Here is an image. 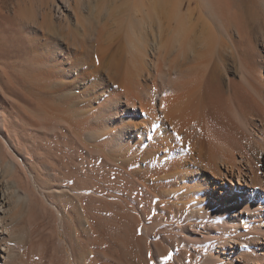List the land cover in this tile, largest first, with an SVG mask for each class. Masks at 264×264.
Returning a JSON list of instances; mask_svg holds the SVG:
<instances>
[{
    "label": "bare ground",
    "instance_id": "bare-ground-1",
    "mask_svg": "<svg viewBox=\"0 0 264 264\" xmlns=\"http://www.w3.org/2000/svg\"><path fill=\"white\" fill-rule=\"evenodd\" d=\"M258 1L262 2L53 0L44 11H38L34 16H26L25 13L22 19L27 20L30 35L35 39L34 47L38 50L34 62L39 72L35 78L32 77V81L36 82L33 83L35 88L38 86L34 106L43 115L41 118L36 115L37 120L32 118L34 122H30L50 133L49 128L53 132L58 130L60 135H68L66 138L71 137L69 141L73 144L70 142L68 147L63 143V137L62 141H57L62 142L63 145H60L66 149L73 145L66 151L67 157L73 159L63 161L64 156V159L67 158L65 150L59 148L64 154L62 156L58 149L57 153L50 147L55 155L57 153L56 157L62 158L59 163L54 158V163L43 161L44 177L47 178L43 179L34 162L45 153L40 155L36 145L33 147L36 151L32 146L26 149L21 141L26 135L23 133L24 137L19 135V138V133L16 134V130L10 127L9 115L0 114V133L7 130L6 136L0 135V148L6 151L4 157L0 150V264H22L23 260L20 262L19 258L24 256L25 259L28 249L26 246L25 251L21 250L20 243L26 241L34 245L33 235L40 236L38 231L35 232L40 225L36 224L38 227L33 226L31 230L30 226L26 229L18 224L25 216L28 221L23 224H32L34 204L38 205L37 198L32 194L38 191L56 205V213L52 209V213L56 214H51L53 220L49 216L52 225H56L51 237L55 236L58 240L65 257L68 251L72 252L75 264H120L121 246L127 250L128 258H132L128 260L129 264H209L208 258L206 261L200 258L202 262L193 263L196 257L193 258L189 252L174 257L178 248H173L170 237L177 226L172 216L182 210L186 212L187 221L188 217L202 223L210 221L227 232H235L236 236L241 228L264 230V171L261 173L258 167L263 151L259 156L251 142L253 138L246 135L249 129L258 135L257 131L263 128L259 129L264 125V107L258 122L252 118L250 120L254 122L251 121V126H248L250 121L246 119L249 122L245 123L242 116L246 113L242 114L245 110L241 111L243 107L240 105L245 96L241 100L238 98L241 95L238 91L246 87L245 82L251 84L252 79H256L257 82L253 81L251 86L257 83L259 88L257 85L252 89L260 93L254 92L264 101V0ZM236 75L244 84L236 80ZM236 100L240 103L239 108ZM257 103L255 107L260 110ZM242 126L247 131L241 132ZM46 131L47 135H44L48 137L50 134ZM244 134L248 137L245 138ZM50 136L47 138L49 141L60 137ZM46 141L44 144L51 142ZM255 142L257 145L258 140ZM85 151L91 157L86 163L90 173L85 172L86 169L84 171V174H90L89 179L92 180L88 185L90 190L84 189L87 186L82 188L78 185L84 164L81 159L87 156ZM254 151L257 164L255 156L252 157ZM20 177L27 183H33L34 193L20 189ZM235 182L240 188L236 192L233 186H229ZM106 187L115 194V200L122 201L124 209L132 210L131 213L126 211L129 214H121L123 210L117 213L115 210L120 205L111 208L113 197H108L111 202L106 203L110 205L106 209H113L110 211L114 213L103 219L121 236L124 232L125 239L118 237L117 232L111 233L110 228L107 231L111 233L109 235L104 233L105 230L98 229L105 225L100 223V226L96 222L95 213H91L96 210H89L94 204L87 202L89 208L83 203L85 198L82 195H98L100 189ZM42 201L40 205L48 204H44V199ZM99 203L105 206L104 202ZM232 211L249 212L246 225L238 220L224 221L219 217V212L235 216L236 212ZM165 213L171 214L170 217L167 215L169 219H164ZM54 218L57 224H54ZM260 220L263 226L257 222ZM183 229L180 227V230ZM44 230L43 233L47 231ZM150 230H153L152 236H148ZM144 235L155 239L151 241L155 255L139 263L136 260L140 253H137L146 239ZM43 237L36 238L41 240L39 246L45 248H42V255L50 247L55 250L53 245L56 244L55 238L45 234ZM177 237L181 241V237ZM49 240L54 243L52 246ZM159 240L167 244L163 256L162 253L157 255ZM74 241L78 248H75ZM108 241L111 242L108 244ZM35 246H38L36 242ZM33 247L30 245V249ZM221 248L214 250L220 255L226 253V248ZM214 250H211L214 253L211 256H215ZM227 252L230 259L231 252ZM215 258L219 260L221 256ZM64 260L68 264V257ZM256 260L255 264H261ZM27 262L32 263L31 260Z\"/></svg>",
    "mask_w": 264,
    "mask_h": 264
},
{
    "label": "rangeland",
    "instance_id": "rangeland-1",
    "mask_svg": "<svg viewBox=\"0 0 264 264\" xmlns=\"http://www.w3.org/2000/svg\"><path fill=\"white\" fill-rule=\"evenodd\" d=\"M55 1V0H54ZM256 2H259V3H261L260 1H258V0H255ZM53 2V0H0V114H5V115H7V117H8V115H9V121H11V122H9L10 123V127L12 128V129H15L16 131V134H18V137H19V135H20V137L21 138H23L24 137V134L26 135V137H24L23 138V140L21 139V141H22V143H23V145H25V148L26 149H30L31 147L30 146H32V149H33V147L35 146V148L37 149L38 148V151H39V153H40V155L41 154H43V153H45V154H43V156L41 155L39 158L41 159H36V161L34 162V164H36V166H37V164L39 165L40 163V166H37V168H36V166H35V169H37V171L39 170V174L41 175V177H43V179H47V178H45L46 177V175H45V173H44V169H43V163L44 162H51L52 160H53V158L55 159V161H57L56 163H59L60 161L59 160H61L60 158H62V156H64V154L66 155V157L68 156V152H66L67 151V149H69L70 150V148L73 146H71L70 148H64L63 146H61L60 144H62L63 145V143H65L64 145L66 146V147H68V144H70L71 145V143L73 144V142H71V141H69V138H71V137H68V138H66L68 135H63V134H59V132H58V130H55L54 132H58V136H60L59 137V139H50V141H49V139H47V138H49V136H50V138H53V137H56L57 135L53 132V130L52 129H50L49 128V130L51 131V133L47 130V129H44L43 127V129L41 128V127H35L34 125H33V123H31V122H34V120H37V119H35L36 118V115H38L39 117L40 116H42L43 117V115H41L40 113H38L36 110H35V102H36V96H37V91H35L36 90V88L38 87L37 86V84H36V88H35V85L33 84V83H36V82H33L32 81V77H34L35 78V76H36V73H38L39 72V67H37V65L35 64V62H34V56H36L35 54H36V52L38 51L37 50V48L36 47H34V44H35V39H33L32 37H31V35H30V32H31V28H30V26H28L29 24L27 23V20L25 21L24 19H22L23 18V16L25 15V13H26V16H34V14H38L39 12L38 11H44L45 10V8L48 6V5H50L51 3ZM25 10V12H24V10ZM21 10V11H20ZM26 10H27V12H26ZM23 12V13H22ZM21 16V17H20ZM26 19V18H25ZM34 48H35V50H34ZM33 52H35L34 54H33ZM43 69V68H42ZM38 71V72H37ZM235 78H236V80H238L239 79V77L236 75L235 76ZM241 80V79H240ZM240 80H238L239 82H240ZM253 81H255V82H257V80L255 79H252V81H251V84H253L252 82ZM242 82H243V80H242ZM242 82H240V83H242ZM247 83V81L245 82V88L243 87V88H241V86H242V84H244V83H242L241 84V86L239 85V87H238V90H240V88H241V92L244 94V95H242V93H240V91H238L239 92V94L238 95H240L238 98L241 100V97H243V96H245L244 98H242V102L240 101V103H238L239 101L238 100H236L237 101V103H236V106L238 107H240V105H241V108H242V110L241 111H243V110H245V112L243 111V113L242 114H244V113H246V115H244V116H242V118L243 117H245V120L247 119V120H249V121H247L246 120V122L245 123H247V122H249L247 125L248 126H251V124L254 122V121H252V120H255L256 122H258V120H257V118H259V114L261 115L262 114V112H261V110H262V108L264 107V106H261V104L262 105H264V101L262 100L263 98L262 97H258V95H260V93H257L256 92V90H253L252 89V86H251V84H246ZM250 83V82H249ZM247 85H248V87H247ZM255 85V84H254ZM257 85H258V87H257ZM34 86V87H33ZM249 86H251L250 88H249ZM253 87H257V88H259V84H257L256 83V86H253ZM242 89H243V91H242ZM246 91H245V90ZM258 90V89H257ZM246 93H245V92ZM251 91V92H250ZM248 92H250V98H248L249 97V95L247 96V94H249ZM254 92H256V93H254ZM258 92H259V90H258ZM246 94V95H245ZM237 95V94H236ZM237 95V96H238ZM256 95V96H255ZM237 96H236V98H237ZM247 96V97H246ZM253 96V97H252ZM251 97H252V100H251ZM255 98H257L256 100H258V101H256L255 100ZM260 98V99H259ZM248 99V102L250 101V103H248L246 100ZM260 100V101H259ZM244 101H246V102H244ZM254 102V105H252L253 104V102ZM252 102V103H251ZM258 102V103H257ZM250 104V106L247 104V105H245V104ZM255 103H257V106L259 107L260 106V110L257 108L256 109V107H255ZM240 104V105H239ZM260 104V105H259ZM247 107V108H245L244 109V107ZM238 107V108H239ZM254 107V108H253ZM240 108V109H241ZM251 108H253L252 110H251ZM248 109L250 110V111H248ZM264 109V108H263ZM254 110V111H253ZM258 110V111H257ZM247 111V112H246ZM250 114H249V113ZM257 112V113H256ZM254 113V115H253V117L251 116L252 114ZM35 114V116H33ZM43 114V113H42ZM241 114V115H242ZM256 114L258 115V116H256ZM12 115V116H11ZM240 115V116H241ZM250 115V116H249ZM11 116V117H10ZM32 116V117H31ZM246 116H249L248 118L246 117ZM254 117H256V119L254 118ZM32 118L34 119V120H32ZM41 118V117H40ZM241 118V117H240ZM241 118V119H242ZM253 118V119H252ZM250 119H252V120H250ZM12 120H14L15 121V123H13V121ZM244 119H242V121H243ZM31 121V122H30ZM238 121V120H237ZM239 121H241L240 119H239ZM251 121H252V123H251ZM238 124H240L239 122H237ZM242 123V122H241ZM245 123H243V124H245ZM12 124V125H11ZM29 127H28V126ZM32 125H33V128H32ZM240 125H242V124H240ZM239 125V126H240ZM14 126V127H13ZM27 126V127H26ZM31 126V127H30ZM247 126V127H248ZM9 127V128H10ZM17 127V128H16ZM245 127V126H244ZM243 126L242 127H240L241 129V132H242V130L243 131H247L246 129H243L244 128ZM261 127H263V128H261ZM20 130H19V129ZM27 128V129H26ZM29 128H31L30 130H29ZM35 128V129H34ZM38 128V129H37ZM261 128V131L260 130H258L257 132H258V135L257 134H253V132H251L250 131V129H249V133H248V131H247V133H246V135H248L249 136V138L251 137V138H253L252 140H251V142L253 143V145H254V150L256 151V152H258L257 154H259V156H260V154H261V152H262V154H261V156H260V158H261V161L260 162H258L257 161V154H256V152L254 151V155H252V157H254V161H256V164H257V162H258V167L260 168V171H261V173H263V171H264V149H263V146H264V138H262L263 136H264V125L263 126H260L259 127V129ZM11 129V131L14 133V130H12ZM24 130V131H26V133L24 132V131H22V130ZM18 130H19V132H18ZM28 130V131H27ZM33 131V133H31L32 131ZM35 130V131H34ZM47 130V131H46ZM43 131H44V133H43ZM45 131L46 132H49L48 133V137L47 136H45L44 134H46L47 135V133H45ZM36 132H37V134H36ZM52 132L54 133V134H52ZM251 132V133H250ZM5 133V134H4ZM6 133H7V130L6 131H3V132H1L0 133V135L2 136V135H4V136H6ZM22 133V134H21ZM24 133V134H23ZM31 133V134H30ZM39 133V134H38ZM15 134V135H16ZM29 134V135H28ZM261 134V135H260ZM263 134V135H262ZM28 135V136H27ZM32 135H33V137H32ZM53 135H55V136H53ZM63 135V136H62ZM245 135V134H244ZM244 136L245 138L246 137H248V136ZM253 135H256V136H253ZM45 136V137H44ZM58 136H57V138H58ZM65 136V137H64ZM70 136V135H69ZM260 136V137H259ZM15 137V136H14ZM19 137V138H20ZM30 137V138H29ZM35 137V138H34ZM62 137H63V143L62 142H60L59 143V141H57V140H60V141H62ZM243 137V136H242ZM243 137V138H244ZM254 137H256V138H254ZM34 138V139H33ZM64 138H66V139H68V140H66V139H64ZM248 138V139H249ZM25 139V140H24ZM28 139V140H27ZM37 139V140H36ZM47 140V141H46ZM258 140V142H257V145H256V142L255 141H257ZM25 143H24V142ZM31 141H34V142H31ZM35 141H37V142H35ZM50 142L51 143V145H50V143H45L44 144V142ZM65 141V142H64ZM67 141V142H66ZM248 141V140H247ZM58 142V143H57ZM71 142V143H70ZM248 142H250V141H248ZM260 142V143H259ZM28 143V144H27ZM37 143V144H36ZM40 145H39V144ZM43 143V144H42ZM259 143V144H258ZM1 144V143H0ZM44 146L43 148H42V145ZM48 144H49V146H48ZM59 144V145H58ZM261 144V145H260ZM27 145V146H26ZM69 145V146H70ZM256 145V146H255ZM1 146V145H0ZM39 146V147H38ZM58 148H57V147ZM59 146H61V147H59ZM29 147V148H28ZM49 147V149H47ZM54 150V151H56L57 152V149L59 150V148L60 149H62V150H65V151H63L64 152V154H62V151H60L59 150V153H61V157L60 158H58V157H56L57 156V153H56V155H55V153H53L54 151H52V149ZM259 147H260V149H259ZM262 147V148H261ZM33 149V150H35L36 151V149ZM41 148V149H40ZM45 148H46V150L47 151H45ZM55 148V149H54ZM64 148V149H63ZM2 149V151H1V153L3 154V153H5L6 151L1 147L0 148V150ZM72 149V148H71ZM257 149V150H256ZM263 149V150H262ZM40 150H42L41 152H40ZM50 150V151H49ZM37 151V152H38ZM45 151V152H44ZM47 152V153H46ZM66 152V153H65ZM83 152H84V150H83ZM86 153V155L87 156H84V153L82 154L84 157H83V159H81L82 161H83V171H81L82 173L81 174H79L80 176H81V178H79L80 180V182L78 181V178H77V180H75L76 182L78 181V185H80V187L82 186V188L85 186H87L86 188H84L85 190L86 189H89L90 190V188H88V185H90L91 183H92V180L90 181V174L89 175H87V174H84L85 172H87V173H90V171L88 170V165L86 164L89 160H90V156H88V154H87V151H85ZM260 152V153H259ZM38 153V154H39ZM52 156H51V155ZM6 155V154H5ZM47 155V156H46ZM50 155V157L48 158V156ZM54 155V156H53ZM3 156H4V154H3ZM7 156V155H6ZM46 156V157H45ZM59 156H60V154H59ZM72 156V155H71ZM5 157V156H4ZM41 157H43V158H46V159H42ZM87 157V158H86ZM89 157V158H88ZM50 158H52V159H50ZM65 158V156L62 158L63 159V161L65 160H69L70 161V158L71 159H73V157H70V158H66V159H64ZM256 158V159H255ZM57 159V160H56ZM87 159V161H85ZM67 160V161H68ZM44 161V162H43ZM55 161H52L51 163H54ZM63 161H61V162H63ZM39 162V163H38ZM49 162V163H50ZM63 164V163H62ZM42 166V167H41ZM60 166V165H59ZM64 166V165H63ZM39 167V168H38ZM42 168V169H41ZM60 168V167H59ZM58 168V169H59ZM85 169H86V171H85ZM60 170V169H59ZM43 171V172H42ZM85 171V172H84ZM89 171V172H88ZM43 174V175H42ZM87 175V176H86ZM45 176V177H44ZM83 176V177H82ZM86 176V177H85ZM18 178V177H17ZM90 178V179H89ZM40 179V178H39ZM38 179V180H39ZM43 179H41V181L43 180ZM83 180H84V182H83ZM44 181V180H43ZM26 182V183H25ZM87 182V183H86ZM28 183H30L29 185H27ZM27 183V181H25V180H23V178H19V186H20V189L21 190H24V191H28L29 193H34V191L35 190H32V188H34L33 187V183H31V182H28ZM37 183L39 184V181H37ZM93 185V184H92ZM229 186H233L232 187V189H233V191L234 192H236L237 190H238V188H239V185L235 182V184H230ZM91 187V186H90ZM92 188V187H91ZM109 188V187H108ZM110 189V188H109ZM109 189H107V187L106 188H104V189H100V191H103V193L105 192V194L107 193L108 195H105V194H102V192H98L99 194L97 195H95V193H92L93 195H94V197H93V195H86V197H85V195H82L84 198H85V201L83 200L84 198H82V200L84 201L83 203L85 204V205H87V202L88 203H90V205L91 204H94L93 206L91 205H87L86 207H93L92 209L90 208H88L89 210H91V211H94V210H96V211H94V212H91V213H95L93 216H94V218H97V219H95L96 220V222L98 223V224H100V223H102V224H104L105 226H107V228L104 226H101L102 224H100V228H98V229H102V231H104V233H106L108 230H109V228H110V232L111 233H116L117 232V230H116V228L115 229H112L110 226H109V224L110 223H107L106 222V220L105 219H103L106 215L109 217H111V214L112 213H114V212H111L113 209H110L109 211L107 210L108 209V207L110 206L111 208H112V206H113V208L115 209V208H117V206L116 205H120L115 211H117V213H119V212H122V210H123V213H121V214H129L128 212H130V210H128L127 208L126 209H124V204L122 203V201L121 200H119V199H117L116 198V200H115V194L113 195V193H112V191H111V189H110V191H109ZM240 189V188H239ZM104 190H107V192L106 191H104ZM111 192V194H109V193ZM36 193L37 192H35L34 194H32L33 195V197H34V195H35V198H39L38 196H36ZM88 193V192H87ZM91 194V193H90ZM37 195H39L40 196V200H38L37 201V199H36V203H38V205L36 204H34V213H33V215H32V217H31V222H32V224L30 223V225L28 224H23V223H27L26 221H28V219L26 218V216L25 217H23L22 219H20V222H18V224L19 225H23V226H19L20 228H28L29 226L31 227V230H32V228H36V226L38 225H42L41 226V231L39 230V227L38 228H36V229H38V230H35V232L36 231H38L39 232V234H40V236L38 235L37 237H42V239L44 238L43 237V234H45V236L47 235V237L49 236L51 239H54L55 238V236H54V238H52L53 237V233H54V228L56 227V225H52V220H53V217L56 215L55 213H56V205H54L52 202H51V199L47 196V195H43V194H41L39 191H38V193H37ZM81 196V197H82ZM90 196L93 198V199H99L101 202H102V204H104L105 203V206L104 205H101L99 202L100 201H98V200H93L92 198H90ZM95 196L97 197V198H95ZM98 196H100V197H98ZM44 199V204H46L47 202H48V204H46L44 207L42 206V205H40L41 203H43V199ZM80 197V198H81ZM102 197H104V198H102ZM111 199L112 197L114 198H112L111 200H113V202H115L116 203V201H117V203L116 204H114L113 202H111L110 201V199ZM52 198V197H51ZM90 199V201H88L89 199ZM104 199V200H106V201H104V200H102V199ZM87 199V200H86ZM91 199H92V201H91ZM119 201L121 202V204L119 203ZM41 202V203H40ZM86 202V203H85ZM98 203V204H96V203ZM104 202V203H103ZM110 203V205L109 206H107V204L106 203ZM108 203V204H109ZM113 203V204H112ZM100 204V205H99ZM123 204V205H122ZM50 205H51V207H50ZM98 205V206H97ZM122 205V206H121ZM42 206V207H41ZM96 206L97 207H99L98 208V210L96 209ZM104 206V207H103ZM106 206H107V209H106ZM116 206V207H115ZM50 207V210L48 209ZM101 207L103 208L102 210H101ZM105 208V209H104ZM136 208V207H135ZM46 211H45V210ZM52 209H54L55 210V213H52V212H54V210H52ZM94 209V210H93ZM121 210V211H118V210ZM36 210V211H35ZM101 210V211H100ZM106 210H107V212H106ZM128 210V212H126ZM136 210V209H135ZM114 211V210H113ZM48 212H50V214L48 213ZM111 212V213H110ZM124 212H126V213H124ZM131 212H132V210H131ZM130 212V213H131ZM232 212H236V214H235V216H231L229 213H227V212H219V214L221 215V216H219V217H221L222 218V220H224L225 221V219L226 220H229V219H232V220H238L241 224H243V225H246V223H247V221H248V217H249V212H239V211H232ZM100 213H102L100 216H99V214ZM185 211H183L182 210V212H180V213H175V215H174V213H173V216H172V219L173 218H175L174 220H173V223H174V225H176L177 226V230L176 231H173V232H171L172 234H173V236H171L170 238H171V240L170 241H172V246H173V248L174 249H177L178 251L176 252V254L174 255V257H178V255H180L182 252H184V253H182L183 254V256H184V254L185 255H187V253L189 252L190 253V255L191 256H193V258H194V256L196 257L195 258V261L193 262V263H195L196 261H198V260H200L201 261V259H202V261H206L207 259L206 258H208V260H207V262L209 263V264H221V263H223V264H255V261H257L256 259H258V261H260L261 262V264H264V230L262 231L261 229L260 230H258V231H251L250 229H247L248 230V232H247V230L246 229H244V228H241L240 229V232L237 234V236H236V233L235 232H230L229 230H228V232L226 231V230H224V229H222V228H220L219 227V224H214L213 222H210V221H206L205 223H202V222H199V221H196V220H194V219H192V218H190V217H188L189 218V220L187 221L186 219H185V217H187V215H185ZM54 215L53 217H52V215ZM96 214H97V216H96ZM110 214V215H109ZM181 216H180V215ZM165 215L166 216H164V219H169V217H170V215L171 214H166L165 213ZM169 217H168V216ZM44 216V217H43ZM49 216H51V218H52V220H51V218L49 217ZM96 216V217H95ZM99 216V217H98ZM102 216V217H101ZM178 218H177V217ZM225 216V217H224ZM101 217V218H100ZM165 217H167V218H165ZM181 217V218H180ZM183 217V218H182ZM24 218H26L24 221H23V219ZM50 218V219H49ZM56 218V217H55ZM55 218H54V224H57V222H56V220H55ZM99 218V219H98ZM228 218V219H227ZM103 220V222H101L102 220ZM177 219V220H176ZM97 220H99V222L97 221ZM101 220V221H100ZM105 220V221H104ZM107 220H109V218H107ZM180 220V221H179ZM187 221V222H186ZM30 222V221H29ZM43 222V223H42ZM108 222H111V221H108ZM171 223H172V220L170 221ZM177 222V223H176ZM215 222H217V219L215 218ZM257 222H259L260 224H261V226H263L264 224L261 222V220L260 221H257ZM40 223H42V224H40ZM97 223H95V224H97ZM107 223V224H106ZM37 224V225H36ZM167 224H170V223H167ZM263 224V225H262ZM45 227H47L48 229H50V230H53V231H50V230H48L47 228H44V229H46L47 231L45 232V233H43V231H45L44 229H43V227L44 226ZM34 226V227H33ZM55 226V227H54ZM215 226H216V228H215ZM54 227V228H53ZM97 227H99V225H97ZM103 227V228H102ZM180 227H181V229L184 227V229L183 230H180ZM245 227V226H244ZM127 228V227H126ZM246 228V227H245ZM112 229V230H111ZM126 230V229H125ZM153 231V230H152ZM152 231L150 230L149 232H148V236L150 235V236H152ZM254 232L253 234L252 233H250V232ZM51 232H52V235H51ZM110 232H107L106 234L107 235H109V234H111ZM181 233V234H180ZM188 233V234H187ZM230 233V234H229ZM234 233H235V235H234ZM246 235H245V234ZM249 233V234H248ZM256 233V234H255ZM117 235H118V237H120L121 239H125V233L124 232H122V236H121V234H120V232H117L116 233ZM115 234V236H117ZM120 234V235H119ZM232 234L234 235V236H232ZM251 234V235H250ZM255 234V235H254ZM42 235V236H41ZM124 235V236H123ZM189 235V236H188ZM251 237H250V236ZM52 236V237H51ZM148 236H146V235H144V238H146L145 240H144V242H142V246H141V248H140V252H138L137 253V257H139L138 259H137V257L135 258V259H137L136 261H138L139 263H144V261H146V260H148V259H150L149 257H151V255H155V253H153V250L151 249L152 248V246H151V241L153 242V241H155V239H153V240H151V239H148ZM177 236H179V237H181V241H180V238H178ZM236 236V237H235ZM243 236V237H242ZM261 236V237H260ZM34 237H35V239H34ZM36 237V235H33V243H34V245L30 242H26V241H24L23 243H20V245L19 244H17V246L19 245V248H22L21 250H23L24 248L26 249V246H27V252L28 253H26V254H28V255H30V256H28V255H26L25 256V259L23 258L24 256H22V257H20L19 258V261L21 262L22 260V264H29V262H27V261H30L31 260V264H36V263H38V264H65V260H64V258H66V257H68V264H75L74 263V260H73V258L71 257V254H72V252L70 251H68L67 252V255H66V257H65V254H64V252L62 251V248H61V245H60V243L58 242V240L56 239V244H55V246L53 245L55 242L53 241V240H51L50 238V240L51 241H53L54 243L53 244H51L52 242H50V240H49V242H50V245L52 246L53 245V247H55V250L52 248V247H50L49 249H48V251L47 252H45L44 250H45V248H43L42 246L40 247L39 245H41V238L39 239H36L37 238ZM63 239H66V237H65V235H62L61 236ZM227 239H226V238ZM230 237H234V239H231ZM249 237V238H248ZM255 237H256V239H255ZM151 238V237H150ZM177 238V239H176ZM183 238H184V240H183ZM205 238V239H204ZM218 238V239H217ZM235 238L238 240H236L235 241ZM196 239V240H195ZM221 239V240H220ZM224 239V240H223ZM229 239V240H228ZM252 241H251V240ZM259 239V240H258ZM27 240V239H26ZM36 240V241H35ZM39 240V241H38ZM223 240V241H222ZM226 240V241H225ZM242 240V241H241ZM28 241V240H27ZM217 241H219V242H217ZM229 241V242H228ZM35 242H36V244H38V246H37V248H36V246H35ZM111 241H108V244L110 243ZM159 243H160V247H159V249H158V253H157V255L159 254V255H161V253H162V255L161 256H163V255H165L166 254V250H167V244H166V242H161L160 240L158 241ZM184 242V243H183ZM186 242V243H185ZM227 242V243H226ZM241 242V243H240ZM12 243V242H11ZM25 243H27V245L25 244ZM74 243H75V248H78V245L76 244V241H74ZM220 243V244H219ZM232 243V244H231ZM13 244V243H12ZM146 244V245H145ZM166 244V245H165ZM226 244V245H225ZM25 245V246H24ZM30 245H31V247L32 246H34L33 248H36V249H33V248H31L30 249ZM77 245V246H76ZM148 245H150V246H148ZM21 246V247H20ZM29 246V247H28ZM210 246V247H209ZM225 246V247H224ZM39 247V248H38ZM122 248H123V246H121ZM119 248L120 250V253H119V255H120V259H119V263L120 264H129V261L128 260H131L132 258L129 256V258H128V253L126 254L125 252L127 251L125 248L124 249H122V248ZM146 247V248H145ZM151 249H149V248ZM192 249H191V248ZM214 247H216V248H220V247H222L221 249H223V250H225V248H226V253H221V255L220 254H218L217 253V251L216 250H214V249H216V248H214ZM18 248V249H19ZM42 248L44 249L43 251H44V253H43V255H42ZM144 248V249H143ZM199 248V249H198ZM204 248V249H203ZM25 249L23 250V251H25ZM113 249V251L115 250V248H112ZM243 249H244V252H243ZM20 250V251H21ZM32 250V251H31ZM164 250V251H163ZM200 250V251H199ZM205 250V251H204ZM211 250H214L215 251V253L216 254H218L219 256H217L216 254H215V256L214 255H212L211 256V254H214V253H212L211 252ZM162 251V252H161ZM179 251H180V253H179ZM191 251V252H190ZM227 251H229V252H231V258L230 259H228V257H227ZM239 251V252H238ZM31 252V253H30ZM149 252V253H148ZM208 252V253H207ZM251 252V253H250ZM147 253V254H146ZM197 253V254H196ZM201 253V254H200ZM242 253V254H241ZM245 253V254H244ZM247 253V254H246ZM250 253V254H249ZM255 253V254H254ZM149 254V255H148ZM193 254V255H192ZM206 254H208V256L206 255ZM210 254V255H209ZM241 254V255H240ZM25 255V254H24ZM42 255V256H41ZM206 255V256H205ZM249 255H251L250 257H249ZM253 255V256H252ZM255 255H256V257H255ZM144 256H146V257H144ZM197 256H199V257H197ZM212 258H211V257ZM221 256V258H218L219 260H217L215 257H220ZM27 257H29V258H27ZM241 257H243V258H241ZM248 257V258H247ZM255 257V258H254ZM128 258V259H127ZM201 258V259H200ZM211 258V259H210ZM214 258L216 259V261H214ZM240 258V259H239ZM252 258V259H251ZM205 259V260H204ZM223 259V260H222ZM255 259V260H254ZM27 260V261H26ZM144 260V261H143ZM210 260V261H209ZM241 260V261H240ZM243 260V261H242ZM250 260V261H249ZM141 261V262H140ZM177 261V260H176ZM201 261V262H202ZM246 261H248V263L246 262ZM254 263H253V262ZM35 262V263H34ZM232 262H234V263H232ZM244 262V263H243ZM192 263V262H191ZM196 264V263H195ZM207 264V263H206Z\"/></svg>",
    "mask_w": 264,
    "mask_h": 264
},
{
    "label": "snow or ice",
    "instance_id": "snow-or-ice-1",
    "mask_svg": "<svg viewBox=\"0 0 264 264\" xmlns=\"http://www.w3.org/2000/svg\"><path fill=\"white\" fill-rule=\"evenodd\" d=\"M170 259V257H168Z\"/></svg>",
    "mask_w": 264,
    "mask_h": 264
}]
</instances>
